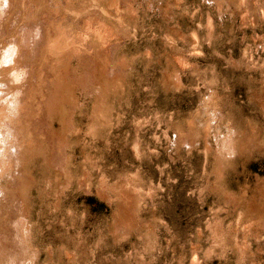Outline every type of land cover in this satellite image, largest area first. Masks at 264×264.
Returning a JSON list of instances; mask_svg holds the SVG:
<instances>
[{"label":"rangeland","instance_id":"374dc122","mask_svg":"<svg viewBox=\"0 0 264 264\" xmlns=\"http://www.w3.org/2000/svg\"><path fill=\"white\" fill-rule=\"evenodd\" d=\"M0 264H264V0H0Z\"/></svg>","mask_w":264,"mask_h":264}]
</instances>
